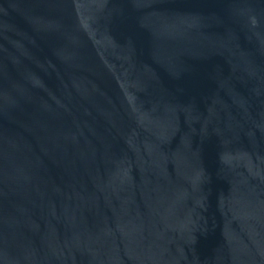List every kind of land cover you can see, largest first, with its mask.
<instances>
[{"label":"water","instance_id":"water-1","mask_svg":"<svg viewBox=\"0 0 264 264\" xmlns=\"http://www.w3.org/2000/svg\"><path fill=\"white\" fill-rule=\"evenodd\" d=\"M0 264H264V0H0Z\"/></svg>","mask_w":264,"mask_h":264}]
</instances>
